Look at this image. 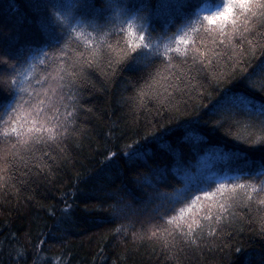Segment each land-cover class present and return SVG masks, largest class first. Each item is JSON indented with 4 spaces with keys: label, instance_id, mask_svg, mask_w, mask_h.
Returning a JSON list of instances; mask_svg holds the SVG:
<instances>
[{
    "label": "trees",
    "instance_id": "obj_1",
    "mask_svg": "<svg viewBox=\"0 0 264 264\" xmlns=\"http://www.w3.org/2000/svg\"><path fill=\"white\" fill-rule=\"evenodd\" d=\"M219 3L201 0L200 7ZM103 4L99 0L97 8ZM78 18L82 22L72 24L85 37L74 36L64 48L62 67L69 75L59 73L65 76L59 81L63 89L52 80L36 83L38 75L19 78L26 90L18 92L25 110L36 93L45 98L42 89L49 85L64 104L76 98L69 131L55 143L36 141L30 151L15 136H0V264H264V213L249 207L253 202L241 190L230 205L231 215L213 223L214 233L207 225L194 233L195 243L175 232L150 235L153 225L162 223L157 216L162 204L191 199L209 185L243 183L259 171L264 150L245 142L248 108L233 95L240 91L235 85L241 72L230 67L227 44L209 57V65L193 64L191 51L187 64L175 62L184 76L175 91L169 89V104L155 92L136 96L151 69L142 63L135 71L127 63L113 64L109 50L97 47L103 43L100 30H110L107 21L120 26L115 16L103 10ZM0 26L18 40V47H31L24 54L35 66L33 74L53 72L60 57H53L41 40L31 0H0ZM120 35L112 32L105 39L115 46ZM38 51L49 52L50 58L37 59ZM248 59L254 64L264 55L257 51L255 60ZM48 95L63 115L57 96ZM255 99L264 103L260 95ZM218 101L230 116L221 123L220 116H204ZM133 148L139 150L129 159ZM109 152L116 153L110 157L114 163L105 167ZM211 209L214 221L215 201Z\"/></svg>",
    "mask_w": 264,
    "mask_h": 264
},
{
    "label": "snow or ice",
    "instance_id": "obj_2",
    "mask_svg": "<svg viewBox=\"0 0 264 264\" xmlns=\"http://www.w3.org/2000/svg\"><path fill=\"white\" fill-rule=\"evenodd\" d=\"M98 2L99 0H77V3L68 5L63 0H31V7L37 13L41 40L51 49L53 57H60L51 73L33 74L35 66L29 63L28 56L24 54L25 51H31V47L26 50L18 47V40L14 36H6L0 26V136L5 140L15 136L18 143L28 151L36 141L55 143L65 136L69 125L76 119V98L70 97L71 105L64 104V97L49 85L48 89H42L45 98H41V93H36L35 102L25 110L18 92L26 90L20 87L19 78L26 73L33 75V79L38 75L40 79L36 83L48 84L52 80L62 90L64 85L59 81L64 80L65 76L59 73L69 75L67 68L62 67L67 41L74 36L85 37V33L77 31L72 21L76 20L79 25L82 21L78 17L86 18L90 14L107 10L119 20L120 26L107 21L110 30H100L99 40L103 43L97 47L109 50L113 64L127 63L129 69L135 71L142 63L146 70L151 69L142 77L144 85L136 93L139 98L155 92L157 97L170 104L172 96L169 95V89L175 91L178 83L183 82L181 78L184 76V69L175 62L187 64L191 51L194 53L193 64L199 61L201 65H209L212 63L209 57L218 55L217 49L227 44L231 53L228 57L232 62L230 67L241 72L235 85L240 91L233 95L248 108L249 121L243 125L247 132L245 142L260 145L264 150V103H258L255 99L260 95L264 100V59L254 64L248 59L251 56L255 60L257 51L264 55V0H221V3L207 8L200 7L201 0H104L102 9L97 8ZM112 32L121 34L115 46L105 39ZM256 36L260 40H255ZM92 42L91 38L86 40V43ZM40 56L50 58L47 51H38L36 58L39 59ZM40 64H44L43 59ZM5 72L8 73L7 76L4 75ZM191 74L192 69H189L187 76L191 77ZM70 75L76 77L77 73ZM49 92L57 96L60 106L64 107L63 115L60 107L48 95ZM209 114L221 117L217 123L230 118L224 114L219 101L204 116ZM136 143L139 145V141ZM126 147L131 148L130 145ZM138 150L131 149L129 159ZM115 155L112 152L106 155L105 167L112 166L114 161L110 157ZM3 159L8 162L7 157ZM237 190H241L253 202L249 207L254 206L257 212L264 213V157L261 158L259 171L254 175L250 173L243 183L222 182L216 187L209 185L207 189H200L201 194L191 199L178 197L168 202L167 207L162 204L160 207L164 210L161 212L157 209V216L162 223L153 225L155 231L150 235L156 237L158 234L171 235L175 232L182 239L187 238L195 243L194 233L203 232L206 225L214 233L216 229L212 226L213 223H219L224 214L231 215L229 208L236 199ZM204 201H208V204ZM213 201L216 205L214 221L211 209ZM260 219L264 224V216Z\"/></svg>",
    "mask_w": 264,
    "mask_h": 264
}]
</instances>
